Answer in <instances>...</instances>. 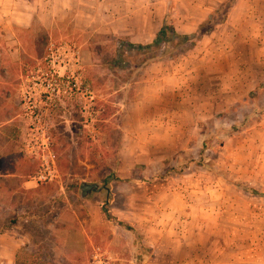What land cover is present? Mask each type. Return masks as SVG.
<instances>
[{"label":"rangeland","instance_id":"1","mask_svg":"<svg viewBox=\"0 0 264 264\" xmlns=\"http://www.w3.org/2000/svg\"><path fill=\"white\" fill-rule=\"evenodd\" d=\"M5 1L34 21L0 36V259L264 264V0ZM167 15L209 24L140 71L108 65Z\"/></svg>","mask_w":264,"mask_h":264},{"label":"trees","instance_id":"2","mask_svg":"<svg viewBox=\"0 0 264 264\" xmlns=\"http://www.w3.org/2000/svg\"><path fill=\"white\" fill-rule=\"evenodd\" d=\"M169 20L170 16L167 15L164 19L163 25L150 45L132 44L126 39L114 40L115 50L112 57L107 60L108 65L122 68L127 64L132 63V61L136 62L137 60L135 64H138L140 71L148 65L160 61L163 57L172 56L174 53L182 50L187 44L194 45L195 40H198V38L203 35L206 25L209 24L208 22L202 23L198 27V33L196 32L192 35H183L176 30L174 24ZM161 50L162 52L159 53ZM257 90L264 91V84L259 86ZM110 178H115V176L112 174L108 179ZM248 192L255 196H264L256 190H248ZM103 213L108 219L110 218L105 208H103ZM121 224L125 226L126 229L129 230L138 240L136 244L138 245V249L140 251L148 249L140 243V235L136 230L125 223Z\"/></svg>","mask_w":264,"mask_h":264},{"label":"crops","instance_id":"3","mask_svg":"<svg viewBox=\"0 0 264 264\" xmlns=\"http://www.w3.org/2000/svg\"><path fill=\"white\" fill-rule=\"evenodd\" d=\"M15 2V1H14ZM6 3L5 0H0V36L1 31H7L12 28H28L32 25L34 21V13L27 12L26 15H23L22 12H20L19 8L16 7L17 4L15 3ZM13 30V29H12ZM2 44H0V62L3 61L4 55L2 56ZM9 123V122H8ZM3 124V122L0 123V126ZM33 181L25 182V185L32 184ZM37 183V182H36ZM12 249L16 250V244H12ZM6 248L3 246L0 247V255L6 254ZM9 252V251H8ZM13 254L15 252H12ZM12 254V255H13ZM7 259H0V264H12L15 256H11V254L8 253ZM2 260V261H1Z\"/></svg>","mask_w":264,"mask_h":264},{"label":"water","instance_id":"4","mask_svg":"<svg viewBox=\"0 0 264 264\" xmlns=\"http://www.w3.org/2000/svg\"><path fill=\"white\" fill-rule=\"evenodd\" d=\"M79 190L81 199L89 198L93 194L102 193L103 191H105L106 193L110 192V190L105 185L101 186L97 183L89 184L86 182H81Z\"/></svg>","mask_w":264,"mask_h":264},{"label":"built area","instance_id":"5","mask_svg":"<svg viewBox=\"0 0 264 264\" xmlns=\"http://www.w3.org/2000/svg\"><path fill=\"white\" fill-rule=\"evenodd\" d=\"M52 172L49 171V167H48V172L46 174V172L44 173H41L37 178L36 180L37 181H40V182H47V181H52Z\"/></svg>","mask_w":264,"mask_h":264}]
</instances>
